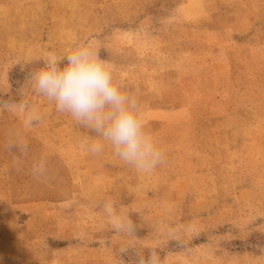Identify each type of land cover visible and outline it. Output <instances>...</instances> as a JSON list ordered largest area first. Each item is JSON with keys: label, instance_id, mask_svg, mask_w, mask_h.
<instances>
[{"label": "rangeland", "instance_id": "rangeland-1", "mask_svg": "<svg viewBox=\"0 0 264 264\" xmlns=\"http://www.w3.org/2000/svg\"><path fill=\"white\" fill-rule=\"evenodd\" d=\"M81 41L140 102L166 152L152 173L110 148L87 153L91 133L34 93L46 54ZM9 99H29L42 121L23 130L17 165L9 145L22 119L0 108V264H136L152 249L162 264H264V0H0ZM105 200L136 239L111 227Z\"/></svg>", "mask_w": 264, "mask_h": 264}, {"label": "clouds", "instance_id": "clouds-1", "mask_svg": "<svg viewBox=\"0 0 264 264\" xmlns=\"http://www.w3.org/2000/svg\"><path fill=\"white\" fill-rule=\"evenodd\" d=\"M114 66L100 55L99 47L81 41L70 46L63 54L48 52L43 66L34 71L29 81L35 94L52 103L60 114H67L72 121L87 129L91 135L83 144L84 150L93 155L110 148L113 156L124 166L142 174H150L166 163L165 149L147 130L138 99L124 89L115 77ZM0 108L22 119V129L11 132L10 149L19 153L15 163L29 154V144L24 129L42 121L40 111L29 99L19 102L0 100ZM47 159L33 163L32 174L36 178L47 174ZM102 209L111 227L118 233L136 239L137 225L130 216L117 211L113 203L105 200ZM194 231V229H187ZM178 228L170 227L167 235L177 238ZM187 248V242L177 239ZM121 248L120 254H126ZM136 264H162L159 251L152 249L147 257L137 254Z\"/></svg>", "mask_w": 264, "mask_h": 264}]
</instances>
